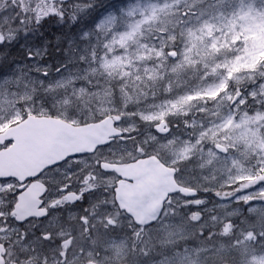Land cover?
Instances as JSON below:
<instances>
[{"label": "snow or ice", "instance_id": "snow-or-ice-1", "mask_svg": "<svg viewBox=\"0 0 264 264\" xmlns=\"http://www.w3.org/2000/svg\"><path fill=\"white\" fill-rule=\"evenodd\" d=\"M48 21L73 31L63 47L56 38L55 51L65 60L55 76L47 62L52 42H34ZM256 37L264 39V0H109L102 8L97 0H0V126L29 121L70 131L83 116L84 127L104 125L111 134L92 138L90 149L63 146L67 154L35 175L0 176V264H106L114 240L101 244L99 238L117 232L125 214L130 232L139 237L148 231L163 201L139 214L129 211L116 195L123 173L109 157L117 153L113 143L140 131V123L148 126L151 143L145 139L136 151L145 154L146 145L158 143L165 152L175 149L174 122L184 129L174 163L188 166L193 180L223 182L230 191L215 192L219 203L209 209L190 182L174 188L191 222L201 225L203 246L165 248L155 253L163 257L159 261L145 250L137 264H219L228 258L264 264V48ZM28 40L33 43L25 48ZM13 41L25 49L22 61L7 60ZM12 143L10 137L0 148ZM126 151L119 149L121 156ZM73 176L75 192L64 182ZM37 181L45 190L55 181L67 194L49 204L26 198V211H18L28 185ZM85 203L82 214L63 212ZM205 211L211 231L203 226ZM139 240L131 244L133 253L144 243Z\"/></svg>", "mask_w": 264, "mask_h": 264}, {"label": "water", "instance_id": "water-1", "mask_svg": "<svg viewBox=\"0 0 264 264\" xmlns=\"http://www.w3.org/2000/svg\"><path fill=\"white\" fill-rule=\"evenodd\" d=\"M69 127L70 131L47 123L25 121L0 133V145L10 137L13 139L10 147L0 150V176L23 179L25 176L35 175L45 165L66 155L67 152L61 149L67 144L90 149L94 146L91 143L94 137L107 136L111 139V134L104 125L86 128L83 125L69 124ZM115 166L123 173L121 179L124 181L118 185L117 198H122L125 206L133 213L139 214L144 209L151 208L156 200L164 203L168 195L164 188L171 191V194L176 193L174 188H179L174 181V170L165 169L157 159H143L132 164ZM28 188L29 191L20 198V212L26 211L23 207L26 198L34 197L39 201L46 194L43 184L38 181L32 182ZM39 207L37 204L35 210H39Z\"/></svg>", "mask_w": 264, "mask_h": 264}, {"label": "rangeland", "instance_id": "rangeland-1", "mask_svg": "<svg viewBox=\"0 0 264 264\" xmlns=\"http://www.w3.org/2000/svg\"><path fill=\"white\" fill-rule=\"evenodd\" d=\"M62 31L63 29L61 30V28L60 30L54 29L51 31V33L60 36L61 43L64 44L66 40L73 35V32L71 33V30H69L68 27H66L63 35H61ZM5 38L8 39L7 33H5ZM256 41H257V47L264 48V39L256 37ZM32 43L33 41L31 43L25 41V48H27V46L31 45ZM43 43L36 45L42 46ZM12 44H15V41H13ZM8 46L9 45H7V48ZM15 47L19 48L17 45ZM19 51L20 54H22L24 57L25 49L19 48ZM64 60H65L64 56L60 54L59 55L56 54L53 56L51 55L48 58L47 62L53 65V68L50 70L51 76H55V68L61 66L64 63ZM30 70H31L30 66L21 69V71L25 73L29 72ZM72 71L73 73H75L76 71L75 66H73ZM67 74L68 73L65 72L66 76ZM149 102H151L150 95H149ZM76 119L80 121L79 125H83V119H84L83 116H77ZM89 123H92V121H89ZM125 123L128 122L125 121ZM13 125H16V123L12 122L10 124L0 126V133L4 131L6 128ZM139 127H140V131L133 132L130 137L124 140V142H117L112 145L114 149H117V153L114 156H110L109 159L114 160L116 162H120L121 160L125 162L141 154L140 152L136 151L137 145L140 142H143L145 139H148L149 143H151V141H150L148 126H146L144 123H140ZM152 131L155 130L152 129ZM173 132L176 134L177 137V145L175 149L165 152L160 149L158 143L154 147H147L146 145L145 146L146 153L152 152L153 154H156L157 156L161 157L164 161L166 160L170 165L174 166L175 168L177 167L183 168V170L179 172V180L184 182L183 184L182 183L181 184L187 185V183L190 182L191 187L201 192V197L209 202L207 207L211 209L213 205H217L219 203L218 198L214 195V193L220 192L223 195L228 191H230V189L223 186V182H217L211 179L206 181L197 177V179L193 180L192 179L193 173L188 166L174 163L175 157L173 156V152L179 151V149L183 146V140H182V137L184 136L183 126L181 125V127H175V122H174ZM163 142L164 141H161V143ZM125 147L127 148V151L124 152L123 156H121L119 149ZM101 152H103L105 155L108 154V151L106 149H102ZM67 181L68 180L65 179L64 182L66 183ZM48 187H49V192H48L49 203L62 196L61 191L59 190L55 181L49 183ZM205 189L208 190L205 191ZM65 203L67 204L68 202ZM85 207H87L86 203H85ZM192 207L194 210L195 206L193 205ZM75 209L76 210L74 212L80 211L82 214V208L77 207ZM189 213L190 210L188 208L182 209L181 207L173 206L171 211L172 215L169 216L168 214V216L163 221L156 223L148 231H140L139 237H143L144 243L141 244L139 250L135 251L137 254H134L135 252L133 253L131 251V244L139 243L140 242L139 237L134 232L129 231V222L126 219L121 218L120 220L117 221V228H118L117 232L108 233L106 236L102 234L99 238V242L101 244H103V241L106 239L114 240V243L107 245L109 255L105 258L106 264H137V258L143 260L142 253L145 250H153V254L155 256V253L157 252L162 253L165 248H171L174 251L175 246H179L181 249L183 248L195 249L197 247H202L203 241L199 237V231L201 225L193 224L190 220ZM205 220L206 222L203 226L209 231L213 230L212 222L208 220V213L206 211H205ZM149 231L152 232L151 236H149ZM7 234L8 233H6L5 235ZM77 239L79 240V237ZM125 240H129L130 244H124L123 242ZM217 241L219 242V237H217ZM91 243L92 241L89 240L88 244L90 245ZM153 245H155L156 247L153 248ZM118 247L120 248L119 254H117ZM162 258H163L162 256H155L156 261H159ZM212 259L215 260L216 257H213ZM9 263L11 264V262ZM53 264H55V261H53ZM165 264H167V261H165ZM201 264H203V261H201ZM219 264H232L231 258H228L226 260H220Z\"/></svg>", "mask_w": 264, "mask_h": 264}, {"label": "flooded vegetation", "instance_id": "flooded-vegetation-1", "mask_svg": "<svg viewBox=\"0 0 264 264\" xmlns=\"http://www.w3.org/2000/svg\"><path fill=\"white\" fill-rule=\"evenodd\" d=\"M152 156L153 157H157L163 164H166L161 157H158L157 155L153 154L152 152H148V153H145V154L137 155L136 157H134V158H132L130 160H127V161L123 162L122 164H129V163L135 162L137 160L146 159V158H149V157H152ZM116 163L117 164H121L120 162H116ZM175 175H176V179H177L178 173H176ZM41 182L44 184V181H41ZM176 182H177V184L179 186H184V185L180 184V181L176 180ZM66 183L67 184H72L73 185V191L74 192L77 191L79 185L76 184V179H75L74 176L72 177L71 180H68ZM48 192H49V187L47 185V193ZM66 194L67 193H62L61 192V195H66ZM199 196H200V192H198V197L197 198H202V197H199ZM48 198H49V193L43 200L45 204H49ZM184 203H185V200L182 198L181 195H177L176 194L174 196H168L166 198L165 202L163 203V211L161 212L160 217H159V219L156 222L163 221L168 216V214H169V216L172 215L171 211H172L173 206L174 207H181ZM57 207L59 208V206H57ZM77 207H79V208L85 207V204L83 206H81V205H70L69 207L64 208L63 212L66 214L67 212H69L71 210L75 211L76 210L75 208H77ZM182 209H185V208H182ZM176 210H178V209H176ZM123 217L127 218L126 216H123ZM5 260H7L6 254H5Z\"/></svg>", "mask_w": 264, "mask_h": 264}, {"label": "trees", "instance_id": "trees-1", "mask_svg": "<svg viewBox=\"0 0 264 264\" xmlns=\"http://www.w3.org/2000/svg\"><path fill=\"white\" fill-rule=\"evenodd\" d=\"M101 2V3H100ZM109 3V0H97V8H102L103 6L107 5ZM67 26H64L63 28H61V30L63 29V31L61 32V35H63L65 29H66ZM60 30L59 26L54 23L53 21H48L44 24L43 28L40 29V31H42L44 33V36L43 37H40L39 34L37 33L36 37H35V44H41L43 43L45 40L47 41H51L52 43H50L48 45L49 47V57L52 55H56V54H60V55H63L62 53H57L55 51L56 47H58V45H56L55 41H56V38L58 37L57 35L51 33L52 30ZM73 31L71 30V33ZM60 37V36H59ZM27 42H32V40H28ZM16 44H10L8 46V49H11V54L7 57V60L11 61V60H16L17 61V55H20V51H19V48L15 47ZM63 43H61L59 45V47H63ZM19 51V52H18Z\"/></svg>", "mask_w": 264, "mask_h": 264}, {"label": "bare ground", "instance_id": "bare-ground-1", "mask_svg": "<svg viewBox=\"0 0 264 264\" xmlns=\"http://www.w3.org/2000/svg\"><path fill=\"white\" fill-rule=\"evenodd\" d=\"M23 60V55L20 54L18 57H17V61H22Z\"/></svg>", "mask_w": 264, "mask_h": 264}]
</instances>
